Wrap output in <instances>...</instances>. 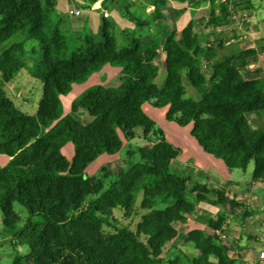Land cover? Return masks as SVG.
Here are the masks:
<instances>
[{
  "label": "trees",
  "instance_id": "16d2710c",
  "mask_svg": "<svg viewBox=\"0 0 264 264\" xmlns=\"http://www.w3.org/2000/svg\"><path fill=\"white\" fill-rule=\"evenodd\" d=\"M106 2L147 35L119 30L100 14L98 31L70 50L60 21L52 17L56 0H0V155L8 158L0 167V212L11 247H27L11 264H164L178 235L173 224L185 223L199 203L221 213L209 219L207 232L186 234L184 244L196 258L175 256L168 264L182 259L238 264L230 249L240 247L227 235V220L245 227L256 212L225 189L176 170L181 150L161 131L152 137L156 125L143 105L166 108L167 121L190 125L202 151L229 171L252 164L251 185H262L264 127L249 119L264 114V75L249 70L247 62L256 51L227 52L222 39L208 42L193 22L174 39L165 31L170 28L163 15L167 0H149L153 10L144 19L130 11L133 3ZM228 23L225 15L207 21L208 26ZM116 33L123 38L119 50ZM158 59L165 73L160 83ZM29 66L42 87L35 115L20 111L5 92ZM104 66L118 71V84L93 86L71 106V114L84 113L89 121L61 116L59 98ZM137 129L147 145L129 148L124 168L114 174L103 168L104 180L85 177L89 164L118 153L135 140ZM67 144L73 149L70 160L62 152Z\"/></svg>",
  "mask_w": 264,
  "mask_h": 264
},
{
  "label": "rangeland",
  "instance_id": "374dc122",
  "mask_svg": "<svg viewBox=\"0 0 264 264\" xmlns=\"http://www.w3.org/2000/svg\"><path fill=\"white\" fill-rule=\"evenodd\" d=\"M121 1V0H120ZM130 11L136 13V8L131 7ZM138 15L141 16L140 12ZM144 19V15L142 16ZM245 29V28H244ZM63 32V31H62ZM128 33L135 35H147V31L144 30H134L127 31ZM64 34L67 38V44L70 50H74L73 42L71 41V37L73 33L71 31H67ZM116 41L118 50L124 45L122 35L116 33ZM143 35V36H144ZM246 39H242L241 42H245L250 40V36L246 35ZM220 37V36H219ZM243 38V37H242ZM240 39L239 37L237 38ZM208 41V40H207ZM33 44V43H31ZM25 46L26 50H29L33 45ZM247 47V46H246ZM245 48V47H244ZM238 50V49H236ZM259 50V49H258ZM262 50V49H261ZM260 52H264L263 50ZM227 51V50H226ZM235 51V50H229ZM228 52V51H227ZM264 62V55L261 60ZM248 64H254L258 62L257 59H248ZM162 67V64H160ZM112 67L104 66L102 70H106ZM255 68V67H253ZM115 70V69H113ZM257 70L261 75H264V65L253 69ZM34 69L32 66H29L26 70L22 71L19 77L12 83L11 85L6 86L5 92L8 97L13 101L15 106L28 115H35L38 108V103L41 97V84L32 77V73ZM105 72V71H103ZM104 74L102 73H94L89 76L86 81L82 84L72 85L70 92L61 96L59 103V111L61 116H65L67 114H71V106L73 104H77L82 94L87 91L89 88L97 85H101ZM162 80H158V83ZM189 95H193L194 93L189 89ZM144 113L154 121L155 129L153 131V138H156L158 131H161L165 137V139L171 143L174 147H177L181 150L180 156L173 163L176 170L180 171L181 168H184L185 174L188 176H192V180L198 182L206 183V180H203L199 176H213L214 178L227 183L231 187L227 190V195L235 198V200L239 203L244 204L250 210H254L256 215L253 216L252 221L249 222L245 227H240L235 224L232 220L228 218L227 220V235L230 238V241L233 243L243 242L244 245L240 248V251H230L232 257H238V254L241 253L242 256H246L248 264H264V259H260L261 252L264 253V212H263V204H264V184L262 185H254L252 183V164H250L245 171L241 170H232L229 171L221 160H217L211 155L202 151V149L198 146L196 141L190 134L191 126L180 127L173 122H169L166 120V108H154L150 105H143ZM77 120L81 122H88L89 118L84 113L71 114ZM250 122L256 128L264 127V114L262 116H249ZM147 144L143 141L142 131L137 129L135 131V140L129 144H124L121 150L114 155H106L103 154L99 156L96 160H94L89 166L85 169L84 175L88 178H94L96 180H104L102 169L105 168L109 170L111 173H116L119 169L124 168V161L127 160L126 152L129 148H137V147H145ZM72 151V153L70 151ZM63 154L67 159L73 155L72 145H68L64 147ZM137 160V158L135 159ZM8 163V158L6 156L0 155V167H5ZM181 167V168H180ZM180 168V169H178ZM182 171V170H181ZM234 187H236L234 189ZM240 189V190H239ZM206 204V203H205ZM209 205V204H207ZM211 206V205H210ZM214 207V206H213ZM208 208V206H207ZM17 212L21 217L25 216V212L20 207L16 206ZM200 216L202 219L201 223L204 224L207 222L204 216L203 208L199 209ZM243 211H241L242 213ZM240 213V214H241ZM114 215L118 219H122V214L118 211L114 212ZM251 220V219H250ZM250 246H249V243ZM174 247L170 250L169 253H166L164 256L165 262L164 264H168V261L175 258V256H182L185 254L184 251V240L177 238L173 241ZM26 254L27 247L20 246L17 248H13L10 245V241L8 236L3 231L2 225V216L0 212V264H11L15 254ZM182 264H186L185 260H183ZM239 264H244L242 261L238 260Z\"/></svg>",
  "mask_w": 264,
  "mask_h": 264
},
{
  "label": "crops",
  "instance_id": "0c3cea01",
  "mask_svg": "<svg viewBox=\"0 0 264 264\" xmlns=\"http://www.w3.org/2000/svg\"><path fill=\"white\" fill-rule=\"evenodd\" d=\"M103 1L104 0H96L94 2L90 0H56V7L55 11L52 13V17L53 19L60 21V29L64 34H66L65 32L67 31H71L73 33L71 41L74 43V48H78L81 45V39L85 35L95 34L98 31L100 14H103L105 17L113 20L119 30L134 31V25L124 18L122 13L112 9L108 2L103 5ZM111 1L115 2V0ZM167 1L168 7L163 11V15L170 25V28L165 29V31L171 30L174 39H178L180 32L186 27V25L189 22H193L195 24V30L201 34L205 40L213 43L218 39H222L227 51L254 49L256 54L249 59L254 58L257 59L258 62L249 65V70L252 71L253 69L264 65V62L260 61L264 55V52L262 51L264 48V0H215L214 8L212 7V9L210 0H192L188 2L182 0ZM123 2L133 3L136 8L135 12L137 14L140 12L141 17L143 15L144 17L150 15L153 10V7L148 4L149 0H123ZM220 4L223 5V10L220 9ZM74 11L79 12V15L75 16L71 14V12ZM211 15L215 18L225 15V17L229 20V23L226 25L208 26L207 21ZM163 30L164 29L160 27L159 31L161 32ZM150 32L153 36L158 34L154 27L150 29ZM246 35L250 36V40L241 42L242 39H246ZM238 37L240 38L239 40L237 39ZM260 50L262 52H260ZM159 62H161V60L158 59L156 61V64L159 67V75L156 80L157 83L158 80H160V78L163 79L165 75L163 67H160ZM113 69L114 68H109L98 72L105 75L102 79V86H116L118 84L120 75L116 69ZM68 145L69 144L66 146ZM63 150L64 148L62 149V152ZM70 152L72 153V151ZM181 170L184 171V168H181L180 171ZM199 177L206 180V184L212 188H223L227 191L233 187L223 181L221 182L213 176ZM190 178H192V176ZM196 181H198V179ZM235 188L236 187H234V189ZM202 208L205 219L207 220L204 224L201 223L202 219L199 218V209ZM219 213H221L220 209L205 203H199L193 214L186 219L185 223H174L173 226L177 230L178 237L184 240L186 234L191 230L198 229L207 232V223L209 219L215 217ZM243 245V242H238L239 247H242ZM183 248L185 251L184 255L186 257H197V252L192 248L187 247L185 244ZM234 250L236 249H230V251ZM240 250H242V248H240ZM246 256H242L241 253H239L238 257L234 256V258L237 260L238 264V260L242 261L244 264H248V258Z\"/></svg>",
  "mask_w": 264,
  "mask_h": 264
},
{
  "label": "built area",
  "instance_id": "2783aa9c",
  "mask_svg": "<svg viewBox=\"0 0 264 264\" xmlns=\"http://www.w3.org/2000/svg\"><path fill=\"white\" fill-rule=\"evenodd\" d=\"M71 14H73L75 16H78L79 15V12L74 11V12H71ZM260 259H264V253L263 252H261V254H260Z\"/></svg>",
  "mask_w": 264,
  "mask_h": 264
}]
</instances>
